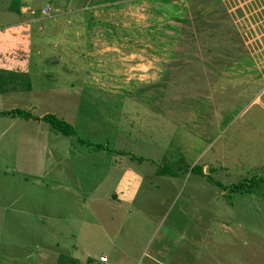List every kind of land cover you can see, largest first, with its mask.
I'll return each mask as SVG.
<instances>
[{"label": "rangeland", "instance_id": "374dc122", "mask_svg": "<svg viewBox=\"0 0 264 264\" xmlns=\"http://www.w3.org/2000/svg\"><path fill=\"white\" fill-rule=\"evenodd\" d=\"M73 1L69 21L31 11L42 78L0 94L73 130L66 154L48 123L0 117V264H264V0ZM10 49L16 69L34 53ZM121 170L140 185L115 204Z\"/></svg>", "mask_w": 264, "mask_h": 264}, {"label": "crops", "instance_id": "0c3cea01", "mask_svg": "<svg viewBox=\"0 0 264 264\" xmlns=\"http://www.w3.org/2000/svg\"><path fill=\"white\" fill-rule=\"evenodd\" d=\"M34 1L35 0H13V2H11V0H7V4L5 6V9L7 10L6 12L8 15H7V17H5L6 23L3 25L4 29L1 31L3 33V35L0 36V40H1V42H0L1 43V45H0V70L7 71V72H22V70L24 69L29 80L31 79V77H33V78L36 77V75L41 76V78H42V75H40L38 73V71H36L35 69H36L37 64H40V63L43 64L42 61L38 60L36 53L40 52L38 49V45H39L38 43L41 40H43L41 38L43 37V34H44V32L41 28L43 23H39L38 17L36 15H30L29 13L33 10L35 11V9L36 10L39 9V7L46 6L49 8L50 7L49 4H54V6L49 9V10H51L52 14L54 15L57 12H59V13L62 12V13H64L63 16L65 17V19H67V21H69V20H71V18H70L71 15H70V12L68 11V9H65L66 3L69 4V2L70 3L74 2L73 0H53L52 3H49L48 0H37V3L35 4ZM63 7H65V8H63ZM74 12H78V9H77V11H74ZM48 25L50 26V28H52L51 23ZM84 28H86L87 32L88 31H90L91 33L93 32V30H90L87 27V25H85ZM12 36L14 38H12ZM113 37L116 38V40H117V37L115 34H113ZM39 39H41V40H39ZM119 41L120 42L116 41V44L120 47L118 52L119 51L123 52L125 49H128V50H125L124 52H132V51L136 52L134 47H132L129 44V42H127L128 44L126 46H124L122 43H124L125 41L122 39H119ZM25 44H28L29 48L32 51H34V53L30 54L29 56H26L27 60L23 63L24 65H22L18 69H16L15 68L16 66L14 67V65L10 67L9 58H11V59L13 58V55H12L13 52H11L10 48H12V47L17 48L18 46L25 45ZM6 48L10 49L9 50L10 53H7ZM134 55H135L134 53L129 54L128 55L129 59H132L134 57ZM128 57L126 55H122V59H126ZM31 59H32V61H31ZM34 60H36L35 66H33ZM29 65H32V66H29ZM29 69L32 70L31 74H29ZM29 87H30V90L27 92H32L33 88H31L30 84H29ZM9 93H14V92H9ZM42 114H44V113L42 112ZM42 114H39V115L41 116ZM39 115L36 116V118H39ZM148 115L154 116V114H149V113H148ZM31 121L34 122L33 120H31ZM49 132L50 131L47 132V135L49 134ZM55 136H56V138H58L57 135H55ZM60 136H63V138H64L63 143H64V149L66 151V154H68L69 152H73L72 151V145H71L72 142L70 143L69 141H67L68 137H66L62 134ZM53 138L55 140V137H53ZM129 140L130 139H127V141H129ZM60 143H62V142H60ZM118 152H120V151H118ZM122 152H125V151H122ZM66 154H64V156H62V160L66 157ZM143 157L147 159V162H152L151 157H148V156H143ZM138 159H139V161H141V158H138ZM60 160H61V157L58 159V161H60ZM156 171H158V169H156ZM159 171H160V169H159ZM69 174H71V172H69ZM62 175L63 174L58 175L57 179L62 181L61 179L65 178V176H64V178H62ZM169 176H170V174H169ZM167 178L169 179V177H167ZM139 185H140V177L138 176L137 171L134 174H132V173L129 174V173H126L123 170H121L120 175L118 176V179H117L115 185L113 186V193L111 194V196L113 198L112 203H115V204H126L127 202L129 203L130 200L133 198L132 196L135 193V191L138 189ZM71 188L78 190V187L75 185ZM64 191L68 192L69 189L66 188V189H64ZM72 197L75 198V195H72ZM89 198L91 199V201H94V202L98 201V199H95L94 197L93 198L89 197ZM37 222L39 223V225H37V226L40 229H42L43 226L46 227L47 229L52 228V227H49L45 224H42L43 222H40L38 220V218H37ZM145 235H146L147 239L152 237L153 236L152 228ZM39 244L41 246L48 245L47 247L54 248L56 245V242L54 240V237L51 234H48L47 237H43V239L39 242ZM112 244H115V243H112ZM35 246L36 245H34V248H35ZM43 251H45V248ZM156 254H158V253H156ZM44 256H46V255H44ZM54 256H56V255L53 254L50 256L43 257L45 259L43 262H41V264H53L52 260L54 259ZM119 260H123V262H125L127 260V257L124 254H121V258H119ZM104 264H106V262Z\"/></svg>", "mask_w": 264, "mask_h": 264}, {"label": "trees", "instance_id": "16d2710c", "mask_svg": "<svg viewBox=\"0 0 264 264\" xmlns=\"http://www.w3.org/2000/svg\"><path fill=\"white\" fill-rule=\"evenodd\" d=\"M27 79L28 77L25 75L24 72H7L0 70V94L6 92L29 91L30 87ZM1 116H7L8 118L17 117L20 119L33 121L40 119L41 121L48 123L53 130L59 132L60 134L66 137L73 135L72 128L67 125L64 120L55 117L53 114L45 113L39 116V118H36L25 111L13 109L8 111H0V117ZM257 181H259V179H252L247 185L243 184L242 182L232 183L229 185L228 191H230V193L234 192L236 194H248L250 193L248 191V188L254 186L252 182L257 183Z\"/></svg>", "mask_w": 264, "mask_h": 264}, {"label": "built area", "instance_id": "2783aa9c", "mask_svg": "<svg viewBox=\"0 0 264 264\" xmlns=\"http://www.w3.org/2000/svg\"><path fill=\"white\" fill-rule=\"evenodd\" d=\"M39 12H40L41 14H45L46 9L43 8V9H41ZM29 14H30V15H33V12H30ZM98 263H99V264H104V259H103V257L98 259Z\"/></svg>", "mask_w": 264, "mask_h": 264}]
</instances>
